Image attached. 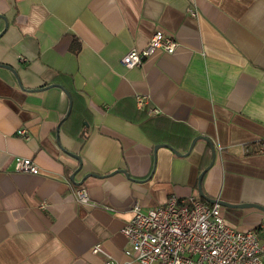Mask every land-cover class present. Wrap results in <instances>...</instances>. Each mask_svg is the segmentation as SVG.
I'll return each mask as SVG.
<instances>
[{
	"label": "crops",
	"instance_id": "crops-1",
	"mask_svg": "<svg viewBox=\"0 0 264 264\" xmlns=\"http://www.w3.org/2000/svg\"><path fill=\"white\" fill-rule=\"evenodd\" d=\"M156 30L175 50L124 66ZM51 84L77 98L75 135L61 128L68 97ZM197 135L215 150L204 194L264 206V0H0V264H101L95 244L118 264H141L121 228L135 202L200 197L212 156L202 139L186 154ZM161 143L181 155L154 151ZM20 158L38 172L19 170ZM220 214L264 239V211Z\"/></svg>",
	"mask_w": 264,
	"mask_h": 264
},
{
	"label": "built area",
	"instance_id": "built-area-1",
	"mask_svg": "<svg viewBox=\"0 0 264 264\" xmlns=\"http://www.w3.org/2000/svg\"><path fill=\"white\" fill-rule=\"evenodd\" d=\"M177 42L156 30L141 50L132 49L121 59L127 68L140 66L143 59L156 49L171 53ZM139 108L148 104L147 95H136ZM152 114L156 107L148 108ZM19 135L27 137L24 129ZM246 151L249 146H246ZM260 152L264 153V142ZM19 170L37 173V166L28 158L17 160ZM78 202L88 203L84 188L74 190ZM132 216L122 226L129 248L125 254L141 264H264V239L256 230H237L224 222L220 204L207 203L198 196L183 200L171 195L165 204L143 208L139 202L131 207ZM93 253L104 256L101 264H118L100 244Z\"/></svg>",
	"mask_w": 264,
	"mask_h": 264
},
{
	"label": "water",
	"instance_id": "water-1",
	"mask_svg": "<svg viewBox=\"0 0 264 264\" xmlns=\"http://www.w3.org/2000/svg\"><path fill=\"white\" fill-rule=\"evenodd\" d=\"M6 25V23H5ZM9 69H11L13 72V68L7 66ZM51 86H57V87H60L64 90V92L66 93L67 97H68V108H67V111H66V114L64 116V118H66L70 112V109H71V104H72V98H71V95L69 94V92L63 88L60 84H51ZM61 123V122H60ZM60 123L58 124L56 130L57 132L59 131V127H60ZM198 139H202L204 140L206 143L209 144L210 146V149H211V161L210 163L207 165V167L205 169H203L200 174L198 175V181H197V187H198V192H199V195L202 199H204L206 202L212 204V203H218L220 204L221 206H224V207H230V208H245V207H255V208H258L262 211H264V206H261V205H258V204H255V203H250V202H241V203H230V202H225L223 200H217V199H214V198H211V197H208L206 194H204L203 190H202V187H201V180H202V177L205 173V171L209 168V166H211L213 160H214V157H215V150H214V145L213 143L211 142V140L209 138H207L206 136H203V135H197L195 136L192 141H191V144L189 146V149L188 151L186 152V154H188L191 149L193 148L195 142L198 140ZM160 146H163V147H167L169 148L174 154L180 156L181 154L174 148L172 147L170 144H167V143H161V144H156L154 146V151H156V149ZM185 154V155H186ZM69 155H71L72 157L76 158L77 160L80 161L79 157L76 155V154H73V153H69ZM118 171V170H117ZM119 171H122L123 170H119ZM89 175H92V174H89ZM125 175H128L127 173H125ZM73 176L74 174H71L70 176V179L73 181Z\"/></svg>",
	"mask_w": 264,
	"mask_h": 264
},
{
	"label": "trees",
	"instance_id": "trees-1",
	"mask_svg": "<svg viewBox=\"0 0 264 264\" xmlns=\"http://www.w3.org/2000/svg\"><path fill=\"white\" fill-rule=\"evenodd\" d=\"M67 91L71 95L72 104H71V109H70L68 116L65 118V120L61 124V128L68 135L72 136V135H75V133L77 132V131H75V129L71 125L74 123V119H77L76 118L77 98H75V94L72 93L69 89H67ZM83 135H84L83 132L80 133V137H82ZM209 162H210V154L207 151L206 154L204 155L202 162H201V169L202 170L205 169L207 167V165L209 164Z\"/></svg>",
	"mask_w": 264,
	"mask_h": 264
}]
</instances>
